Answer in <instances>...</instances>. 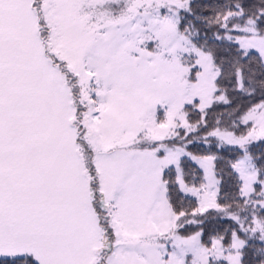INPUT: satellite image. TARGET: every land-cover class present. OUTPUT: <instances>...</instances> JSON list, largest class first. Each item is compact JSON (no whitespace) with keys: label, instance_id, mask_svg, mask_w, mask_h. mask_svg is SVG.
<instances>
[{"label":"snow or ice","instance_id":"6c2138e0","mask_svg":"<svg viewBox=\"0 0 264 264\" xmlns=\"http://www.w3.org/2000/svg\"><path fill=\"white\" fill-rule=\"evenodd\" d=\"M0 264H264V0H0Z\"/></svg>","mask_w":264,"mask_h":264}]
</instances>
